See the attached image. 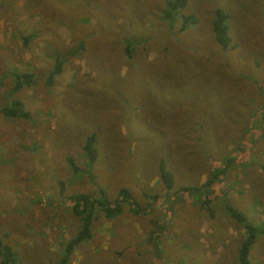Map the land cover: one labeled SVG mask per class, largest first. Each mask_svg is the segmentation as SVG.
I'll list each match as a JSON object with an SVG mask.
<instances>
[{"label":"rangeland","instance_id":"374dc122","mask_svg":"<svg viewBox=\"0 0 264 264\" xmlns=\"http://www.w3.org/2000/svg\"><path fill=\"white\" fill-rule=\"evenodd\" d=\"M165 2L0 0V104L15 96L30 111L26 119L0 113V242L15 252L14 264H115L130 252L183 264L171 216L160 207L133 215L126 204L115 218L93 219L90 237L62 259L77 227L62 198L101 189L112 199L124 187L144 207L143 194L164 192L160 161L177 187L202 182L232 157L213 185V218L202 214L191 237L210 264H237L244 227L225 204L264 223V0H186L179 12ZM215 9L225 14L226 48L212 36ZM17 30L34 37L23 44ZM56 54L61 71L49 84ZM12 68L35 70V84L11 94ZM90 134L92 163L83 152ZM157 215L164 233L154 247L145 232ZM248 260L264 264L261 234Z\"/></svg>","mask_w":264,"mask_h":264},{"label":"trees","instance_id":"16d2710c","mask_svg":"<svg viewBox=\"0 0 264 264\" xmlns=\"http://www.w3.org/2000/svg\"><path fill=\"white\" fill-rule=\"evenodd\" d=\"M186 0H166L165 6L168 12H179L185 5ZM186 16V15H185ZM172 18V13L169 15ZM189 17V16H188ZM188 17H183L185 21ZM190 18V17H189ZM225 14L218 9L214 10V18L212 20V36L213 39L222 47L226 48L229 46V37L227 35V28L224 24ZM186 23H182L181 27L185 26ZM19 33V39L24 44L29 39L33 38L34 35L31 33ZM126 45H124V51H127ZM61 60L60 56L56 54L53 58V71L50 72L45 80L47 83L52 84L55 76L61 71ZM8 69V68H7ZM11 72V81L9 86L6 88L11 94L17 92L22 86H33L35 84V70L28 69L23 71H18L15 68L9 70ZM3 81L0 78V87L3 88ZM30 111L25 109L24 105L19 98L12 96L9 98L8 104H0V113L4 117L8 118H28ZM33 136V134H32ZM36 138L33 136L31 142L33 146L35 145ZM93 136L88 135L83 144V152L85 153L88 161L92 163L95 159V150L92 147ZM232 157L227 156L222 160L221 166H215L209 172V175L200 185H183L179 186L176 191H184L194 199L198 201L199 206L204 209L207 214L213 215L212 208L210 206V197L212 195L213 183L220 180V174L223 173L224 168L230 162ZM71 167L75 169V165L72 163L70 158H67ZM159 178L166 189H170L173 183L172 173L164 168L163 162L158 163ZM59 184V192L62 191L61 183ZM98 195H88L85 192H72L65 195L62 198L63 203H67L66 208H68L70 214L77 220V227L68 240L63 245L65 253L63 255V260H65L68 254L72 251L78 243L83 240H87L91 235V222L99 214H102L105 218H113L122 212L123 204H126L128 210L132 214H138L139 212H144L145 209H149L150 203H146L144 207H137L136 203H132L130 200V194L124 187L118 188L116 196L112 199H106L102 195L101 189H98ZM145 197L149 198L150 201H155L158 197L155 194H143ZM225 208L228 214L234 218L237 222L241 223L244 227L245 234L241 239L237 252L236 261L237 264H250L248 261V250L251 243L254 241L255 237L261 234L264 237V223L260 225H254L253 223L246 220V216L243 212L236 210L231 205L225 204ZM18 261V257L15 252L7 245L0 242V264H14Z\"/></svg>","mask_w":264,"mask_h":264},{"label":"crops","instance_id":"0c3cea01","mask_svg":"<svg viewBox=\"0 0 264 264\" xmlns=\"http://www.w3.org/2000/svg\"><path fill=\"white\" fill-rule=\"evenodd\" d=\"M193 147L195 148L197 146L193 145ZM194 148H192V150H194ZM202 153L203 152H201V154ZM207 160L209 161L208 157H207ZM190 163L194 164L195 162L190 161ZM217 166H221V161H219V163H217ZM212 168L213 167H210V171ZM208 175H209V173L205 176L203 181L206 179V177ZM202 182H200V183L192 182L189 184H183L182 183V184L178 185L177 187H173V184H174V180H173V183H172V186L170 189H166L163 185L164 192L161 195H157L158 198L155 201L148 202V203H150V206H149L150 208L145 209L143 214H141V215L149 216V215H151V213L154 209L157 210V208L160 207V208H162L163 212L166 211L169 214V217L171 216L172 222L174 221V224H172V226H173L172 232H171L172 237L170 240L175 242V246L181 247V249L179 250V254L183 258L182 259L183 264H210V261H207L206 259H204V257L199 256V253H197V252L194 253L195 247L193 246V243L191 241V239H193V238H191V237L198 230V227H196V226L199 224V219L202 218V214H204V213L206 214V218L209 219L208 220L209 222H210V219L213 218V215L207 214V212L199 206L198 201L196 199H194L193 197H191L190 195H188L186 192H184V191H178L177 192L176 191V189L179 186L200 185ZM213 185H214V183H213ZM212 190H213V186H212ZM213 194H214V190H213L212 195L210 197V202L212 200ZM166 196L174 197V200H172L170 205H169L170 207L162 206L160 204L163 201V197H166ZM191 203H193V205L196 206V215H191L193 212L191 210H189V206H188ZM224 208H225V206H224ZM212 213H213V209H212ZM227 214H228V211H227ZM133 215H138V214H133ZM113 218H115V217H113ZM204 218H205V216H204ZM161 220H162L161 216H158V215L153 216V217H148V222L150 223V225L145 232V234H146L145 239L147 240V241L145 240L146 244L148 242V243H151L155 247V245L157 246L158 242L160 243V234L164 233V230L159 223ZM213 225H214V222H213ZM220 225H222V222H221V224L217 223V226L214 225V227L217 229V227H219ZM241 226L243 228L242 224H241ZM216 229H213L212 232H214ZM224 229H227V227H224L223 229L219 230L218 232L216 230V232L222 233ZM243 230H244V228H243ZM244 234H245V230H244L243 234H241V236H240V240L238 241V244L236 247V252H237L238 245H239L241 239L243 238ZM198 241L202 242V240H200V239ZM146 248H147V246H146ZM156 249L157 248H155V251H153L152 256L158 255V250H156ZM195 249H197V248H195ZM198 250L200 252L201 247ZM132 254L133 253H131V252L130 253H124V255H126L125 257L121 258L120 260H115V259H113V260L115 261V264H131V263H134V264H144V263L152 264L153 262H154L153 264H158V260H157V262H155L156 257L154 258V256L152 257V260H150L151 258L149 259L148 256H147V258H136L135 255L133 256ZM186 257H189V258H186ZM109 264H114V262L109 263ZM180 264H182V263H180Z\"/></svg>","mask_w":264,"mask_h":264}]
</instances>
